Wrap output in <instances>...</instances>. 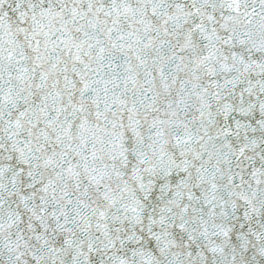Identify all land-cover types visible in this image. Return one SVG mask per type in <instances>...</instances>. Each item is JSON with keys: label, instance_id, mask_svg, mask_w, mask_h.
<instances>
[{"label": "snow or ice", "instance_id": "1", "mask_svg": "<svg viewBox=\"0 0 264 264\" xmlns=\"http://www.w3.org/2000/svg\"><path fill=\"white\" fill-rule=\"evenodd\" d=\"M0 264H264V0H0Z\"/></svg>", "mask_w": 264, "mask_h": 264}]
</instances>
